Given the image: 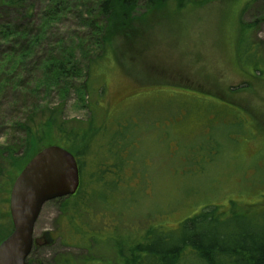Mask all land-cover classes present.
Wrapping results in <instances>:
<instances>
[{"label":"rangeland","instance_id":"rangeland-1","mask_svg":"<svg viewBox=\"0 0 264 264\" xmlns=\"http://www.w3.org/2000/svg\"><path fill=\"white\" fill-rule=\"evenodd\" d=\"M62 1L65 13L46 24L12 80L16 88L8 84L0 92V146L18 142L21 135L13 123L26 120L32 106L61 105L66 125H88L91 113L74 92L62 99L54 85L34 86L43 80L41 58L53 56L59 45L72 47L79 66L94 68L92 87L102 88L97 98L109 111L103 117L97 106L92 126L98 128L82 155L88 208L80 211L79 235L80 241L89 234L96 241L90 254L86 246L65 244L59 198L49 200L35 222L40 245L29 264H64L66 257L75 264L90 259L118 264L113 240L103 243L112 229L121 243H130L148 224L163 222L174 229L210 205L223 211L230 204L240 212L264 210V74L241 66L237 52L247 54L237 48L233 27L236 21L254 23L251 38L264 57V0L247 3L239 19L233 17L231 0H192L181 10L165 5L138 28L133 48L132 40L127 46L115 43L113 50L106 44L117 59L110 53L101 58L100 38L90 29L93 20H103L97 16L102 0ZM146 1L136 0L135 12H145ZM51 5V0H24L22 8L0 13V20L27 29L32 38ZM11 45L18 49L23 43L14 38ZM6 47L1 43L0 53ZM241 121L242 127L236 124Z\"/></svg>","mask_w":264,"mask_h":264},{"label":"trees","instance_id":"trees-1","mask_svg":"<svg viewBox=\"0 0 264 264\" xmlns=\"http://www.w3.org/2000/svg\"><path fill=\"white\" fill-rule=\"evenodd\" d=\"M250 1L252 0H231L229 3L233 8V17L239 19L238 16ZM190 2L192 3V0H147L146 11L135 12L136 0H102L99 3L97 16L102 18L103 15V20L101 23L98 19L93 20L90 27L94 38H100L98 51L103 50L101 58L109 56L110 53L117 59L115 51L110 52L107 49L108 44L113 50L115 43L119 42L127 46L132 40L133 48L134 38L137 41L140 36L138 28L144 26L149 17L151 18L163 6L173 5L181 10ZM51 3L52 5L48 8L54 9L49 12L48 17L43 19L40 31L38 30L32 38L29 37L27 29H15L13 22L7 19L0 20V45L2 43L7 46L5 52L0 53V64L3 66L1 70L3 74L0 72V92L6 89L8 84L11 88H16L12 80L19 74V68L21 69L27 62L25 58L32 52L33 46L43 36L46 24L51 20H58L65 13L64 1L51 0ZM23 5L24 0H0V13L15 7L22 8ZM30 10L29 7L26 8L23 14L22 18L26 21L31 17ZM45 14L47 16L48 12L45 11ZM253 26L254 23L250 22L236 21L234 24L237 48L243 49L242 52L247 54L243 57L240 52H237V56L242 67L251 65L254 74L261 75L264 74V57L258 44L251 38ZM234 29L232 28V31ZM14 38L23 43L18 49H14L11 45ZM111 39L114 40L113 45ZM38 66L43 73V80L38 86L34 84L36 90L40 86L54 85L62 99L67 93L74 92L79 101L86 102L84 106L91 116L86 127L68 126L69 124L66 125V122L60 118L61 105L52 108L43 105L32 106L31 114L26 117V120L13 123V127L21 135L18 142L0 146V241L11 230L8 198L5 195L9 192L15 176L38 150L46 145L56 144L74 154L80 176L77 191L70 196L59 198L60 216L64 220V233L67 237L64 243L75 247L86 246L87 251H90L91 243L96 241L94 235L84 236L85 241H80L79 235H82L81 229L84 226L80 220V211H87L88 208L85 203L88 195L82 183L84 180L82 161H85L82 155L85 153L83 148L86 147L90 134L93 131L96 132L98 128L92 126L97 106L100 107L103 117L109 111L104 104H100L101 98L99 100L97 98L102 96V88L92 87L94 68L92 69L91 65L85 69L79 66L73 56L72 47L59 45V50L53 56L48 54L42 57ZM18 80L21 79L18 78ZM97 100L100 106L96 104ZM236 124L243 126L242 121ZM81 143L82 147L79 146ZM91 160L94 163V159L91 158ZM85 162L87 163V160ZM230 206L225 211L217 205L202 207L184 217L174 229L165 227L163 222L155 227L148 224L141 238L130 243L125 241L121 243L120 235H115L112 229L113 236L103 243L113 240L115 254L119 256L118 264H264V210L240 212L232 204ZM156 227L158 231L154 230ZM38 245L36 243L32 246L26 264L30 263L29 257L32 250ZM63 261L64 264H75L69 257L64 258ZM95 261L107 264L99 259H90L86 264H93Z\"/></svg>","mask_w":264,"mask_h":264},{"label":"water","instance_id":"water-1","mask_svg":"<svg viewBox=\"0 0 264 264\" xmlns=\"http://www.w3.org/2000/svg\"><path fill=\"white\" fill-rule=\"evenodd\" d=\"M79 184L76 158L66 148L50 144L30 157L10 186L11 230L0 241V264H26L33 243H38L34 226L42 206L49 200L74 194ZM46 235L48 238L47 232L43 236Z\"/></svg>","mask_w":264,"mask_h":264},{"label":"flooded vegetation","instance_id":"flooded-vegetation-1","mask_svg":"<svg viewBox=\"0 0 264 264\" xmlns=\"http://www.w3.org/2000/svg\"><path fill=\"white\" fill-rule=\"evenodd\" d=\"M39 241H40V239H39ZM35 244H36V243L34 242V243H33V246H34ZM38 246H39V245H38Z\"/></svg>","mask_w":264,"mask_h":264}]
</instances>
